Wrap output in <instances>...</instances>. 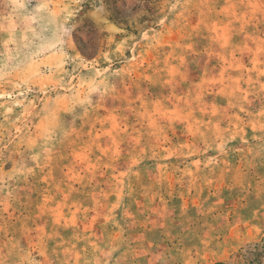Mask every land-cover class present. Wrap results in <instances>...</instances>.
Listing matches in <instances>:
<instances>
[{"label": "rangeland", "instance_id": "obj_1", "mask_svg": "<svg viewBox=\"0 0 264 264\" xmlns=\"http://www.w3.org/2000/svg\"><path fill=\"white\" fill-rule=\"evenodd\" d=\"M0 264H264V0H0Z\"/></svg>", "mask_w": 264, "mask_h": 264}]
</instances>
